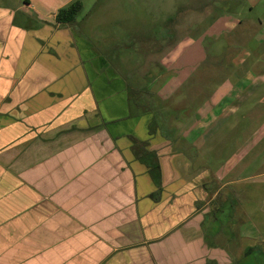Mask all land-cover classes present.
<instances>
[{"label": "crops", "instance_id": "0c3cea01", "mask_svg": "<svg viewBox=\"0 0 264 264\" xmlns=\"http://www.w3.org/2000/svg\"><path fill=\"white\" fill-rule=\"evenodd\" d=\"M71 1L0 4V264H230L182 183L179 146L80 125L87 64L54 20Z\"/></svg>", "mask_w": 264, "mask_h": 264}, {"label": "rangeland", "instance_id": "374dc122", "mask_svg": "<svg viewBox=\"0 0 264 264\" xmlns=\"http://www.w3.org/2000/svg\"><path fill=\"white\" fill-rule=\"evenodd\" d=\"M80 1L64 26L87 64L80 125L179 146L208 241L264 264V0Z\"/></svg>", "mask_w": 264, "mask_h": 264}, {"label": "trees", "instance_id": "16d2710c", "mask_svg": "<svg viewBox=\"0 0 264 264\" xmlns=\"http://www.w3.org/2000/svg\"><path fill=\"white\" fill-rule=\"evenodd\" d=\"M81 8H82L81 1L80 0H73L69 4H67L66 6H62L56 11L54 20L59 25L71 24L75 21L77 14ZM154 158H155V160H154L153 164L150 166V170L152 171L153 174H155L154 176L156 178H160V173H161L160 166L158 164L156 156H154ZM259 252H260L259 249H257V251H256L255 248L252 246L247 247L245 249L243 258L251 257L254 260L253 264H256V259H258L259 257H262V256H260Z\"/></svg>", "mask_w": 264, "mask_h": 264}]
</instances>
